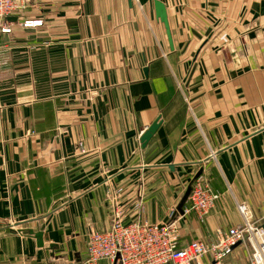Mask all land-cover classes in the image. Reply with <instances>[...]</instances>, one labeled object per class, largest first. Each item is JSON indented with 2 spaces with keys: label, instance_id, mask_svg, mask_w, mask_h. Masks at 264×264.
<instances>
[{
  "label": "crops",
  "instance_id": "obj_1",
  "mask_svg": "<svg viewBox=\"0 0 264 264\" xmlns=\"http://www.w3.org/2000/svg\"><path fill=\"white\" fill-rule=\"evenodd\" d=\"M12 17L0 35V264H80L115 193L127 223L176 208L180 247L228 233L238 204L264 223V0H29ZM199 175L220 195L202 222L187 204ZM247 262L237 245L222 264Z\"/></svg>",
  "mask_w": 264,
  "mask_h": 264
},
{
  "label": "built area",
  "instance_id": "obj_2",
  "mask_svg": "<svg viewBox=\"0 0 264 264\" xmlns=\"http://www.w3.org/2000/svg\"><path fill=\"white\" fill-rule=\"evenodd\" d=\"M29 0H0V35L11 33L7 18L20 14ZM41 21H24V28L41 26ZM120 190L117 191V193ZM116 193L112 198L113 210L109 228L103 232L90 230L86 239V258L80 264H191L208 256L213 264H222L237 245L248 249L247 264H264V230L260 221L254 220L244 204L237 205L241 222L228 233L218 232L216 241L208 244L193 240L179 246L180 214L176 208L168 212V220L161 224L136 221L125 222L120 210L116 209ZM219 193L213 191L207 181L197 176L190 184L187 197L188 210L200 222L214 208ZM137 203L135 209L141 210Z\"/></svg>",
  "mask_w": 264,
  "mask_h": 264
},
{
  "label": "water",
  "instance_id": "obj_3",
  "mask_svg": "<svg viewBox=\"0 0 264 264\" xmlns=\"http://www.w3.org/2000/svg\"><path fill=\"white\" fill-rule=\"evenodd\" d=\"M130 1V0H128ZM154 7H155V17L157 20H159L165 28L166 31V35H167V39H168V43L170 46V49H172V40H171V36H170V31H169V26H168V21H167V17H166V10L163 6L162 3L160 2H154ZM15 18L11 17V18H7L8 21H11ZM159 123L156 121L154 122L140 137V143L142 145V147H144L146 145V143L150 140V138L152 137V135L154 134V132L156 131V129L158 128ZM190 190V187H188V191L187 194ZM262 228L264 230V223L262 224ZM35 238L37 239V244L39 246L42 245V240H41V234L37 233L35 235Z\"/></svg>",
  "mask_w": 264,
  "mask_h": 264
}]
</instances>
